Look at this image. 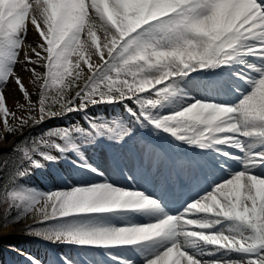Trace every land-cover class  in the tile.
Masks as SVG:
<instances>
[{"label": "snow or ice", "instance_id": "1", "mask_svg": "<svg viewBox=\"0 0 264 264\" xmlns=\"http://www.w3.org/2000/svg\"><path fill=\"white\" fill-rule=\"evenodd\" d=\"M17 67L30 74L38 101ZM223 68L238 82L237 102L190 96L193 73ZM13 84L27 116L7 103ZM99 105H119L124 115H89ZM74 112L87 127L49 129L0 159L8 176L0 226L30 214L45 225L33 235L99 251L110 264H137L129 252L140 264H264V0H0V142ZM138 129L213 153L222 175L174 214L155 196L103 178L83 155L77 167L102 179L46 192L21 182L69 151L100 139L122 145ZM61 264L77 261L66 255Z\"/></svg>", "mask_w": 264, "mask_h": 264}, {"label": "rangeland", "instance_id": "2", "mask_svg": "<svg viewBox=\"0 0 264 264\" xmlns=\"http://www.w3.org/2000/svg\"><path fill=\"white\" fill-rule=\"evenodd\" d=\"M37 70L44 71L43 69H40V68H38ZM16 71L21 75V77H23L26 73H28L24 71L22 67H17ZM196 76H197V73H193L192 79H195ZM26 85L33 92V96H32L33 102L38 101L39 95L37 94V89L33 87L32 85H28L27 83ZM185 86H186L187 92L191 93L190 96L196 99H203L202 97L197 96L195 93L191 92L187 88V85ZM11 88L13 89V92L9 93V88H7L6 91H7L8 98H10V96L12 97L11 99H13V102L16 108L17 103H24V98L22 96V93L18 90V88L14 84L11 86ZM228 88L231 91H234L232 83ZM52 91L54 93L55 89H53ZM18 96L21 97L20 100L18 99ZM236 98L237 97L229 100L227 103L237 102ZM49 99L50 101L54 100V96L52 94H49ZM216 101H219V100H216ZM220 102H225V101H220ZM54 107H58V106L54 105ZM15 110L25 116L28 115L27 112L21 113L17 108ZM123 112H124L123 108L120 107L119 105H99V106H95L92 109H90L89 115L102 116L104 118L111 120L113 118L123 117L124 115ZM52 122L53 123L43 122L41 124H37L31 127H26L22 135L21 134H17L16 136L8 135L5 141L0 142V159L13 156V153L11 152V146L13 144L22 145L24 141H31L32 139L40 138L41 136H44L48 132L49 129L67 126L73 123L79 124L83 127H87V125L84 123L83 113L74 112L70 115H66L64 118H57L56 121H52ZM0 128H2V124H0ZM135 136L136 137L141 136L143 138L144 144L151 143L152 146L146 145L148 149H146L144 153H141V154L138 153L135 157H129L127 162H125L121 157L119 159L120 161L122 160L121 163L123 162L125 166L127 167L130 173L128 175L131 176L133 179L135 178L136 186L134 187L142 190L141 188L138 187L139 179L141 180L142 178L148 179V177L150 178L155 174H158V175L160 174V177L163 176L166 178L167 177L170 178L169 173L171 174V169L175 167L174 157L176 158V152L178 148L180 149L183 144L176 142L170 135L166 133L153 132L150 129H142L141 132L137 130ZM155 138L162 140V145H159L160 149H157V144L159 143L155 141L156 140ZM117 146L119 147V145L113 144L112 142H109L107 140H103V139L97 140L96 143L86 145L85 148L82 149L81 153H75V155L71 153H67L66 156L62 157L57 162L47 164L42 169H37L29 177L25 178V180L21 182L25 185V187L35 189L36 191H40V192H46L50 189L60 188V186L61 187H65V186L71 187V185L74 183L89 181L87 180V177H91V175L95 176L94 178H90L91 182L98 181L102 178L96 176L90 171H86V170H83L77 167V162H79L78 157L83 155L86 159L88 158L89 163L96 166L97 164L93 161L94 159L92 158L93 153L95 152L97 153L98 151H100L101 156L105 159V161H107L104 150L110 149V152L112 154H116L115 148ZM205 157H206V160L212 163L215 160L214 159L215 156L214 155L212 156V154L209 156L206 155ZM66 160L67 161L71 160L74 163V165L71 166V165L65 164ZM200 162L201 161H198L196 163L200 164ZM100 167L101 168L99 167L98 168L104 173L103 178H106L120 186H126L125 184L116 182L119 180V174L117 170L115 171L112 167L107 168V169L105 166H100ZM204 172L206 173V175H208L209 172L210 173L212 172V174H215L218 171L214 169V170H207V172L205 170ZM207 177H209V175ZM7 178H8L7 173L0 174V183L6 182ZM178 178H179L178 181L180 183L185 181L184 176L181 173V171L178 174ZM62 180L65 181V183L59 186V183ZM172 181H173L172 179H168L167 182L166 181L164 182L167 184H170L172 183ZM0 195H2V193H0ZM196 195L197 194H195L194 196L189 195V194L186 195L184 197L185 200L175 205L173 209H171L170 207H167L164 203V200L157 197V195H153V196L157 197V199H159L161 203L163 202L162 205L165 211L175 213L177 210H180L183 207L186 201L191 200ZM0 225H3L2 207H0ZM44 226H45L44 224H40L39 222H37V219L32 217L30 214L28 216L22 217L14 225L0 226V238H2L0 239V262H2V264H28V262L22 256L12 253L11 251L12 248H18V249L26 251L27 253L35 256L42 262V264H61L62 257L66 255L71 256L74 260H76L77 264H110V261L108 260V258L99 251H94V252L93 251H82L81 249L73 247V246H66V245L48 242L44 240L42 237L35 236L32 234V231H31L32 228H42ZM40 247H43L44 252L42 251ZM133 254H136V253H132V252H129V254L124 253L126 257L132 258L134 260V257H137L138 255L137 254L133 255Z\"/></svg>", "mask_w": 264, "mask_h": 264}, {"label": "bare ground", "instance_id": "3", "mask_svg": "<svg viewBox=\"0 0 264 264\" xmlns=\"http://www.w3.org/2000/svg\"><path fill=\"white\" fill-rule=\"evenodd\" d=\"M29 2H31V1H29ZM32 39H34V36L30 33L29 37H28L29 42H31ZM29 77H30L29 73H26L23 76L24 81L28 85H31ZM220 79H221V81H220ZM224 81H229L230 84L232 83V85L234 83H238L235 80V78H232L231 76H227V77L222 76L221 78H219V75L217 72V73H212L209 75H201V74L197 73V76L195 77V79L190 78L188 81L185 82V85H187V88L191 92L195 93L197 96L202 97L203 99L211 98L212 100H219V101L228 102L229 100L237 97L236 99L238 101L239 97L237 96L235 91H231L228 88V86L224 85L223 84ZM209 84H215L216 87H214L210 90L208 88ZM185 88H186V86H185ZM224 91H225V93H224ZM11 92H13V89L11 87H9V93H11ZM226 93H228V94H226ZM189 94H191V93H189ZM11 98H12L11 96H10V98H8L7 103L12 107V110L16 111L15 110L16 109L15 104L13 102V99H11ZM18 99L20 100L21 97L18 96ZM17 114L20 115L19 112H17ZM155 141L162 144V140L156 139ZM146 145L152 146L151 143L150 144H148V143L144 144L143 139L140 136H137V137L135 136L134 138L129 139L125 144L119 145V147L117 146L115 148L116 154H112L110 152V149L104 150L105 151V157H106V160L108 162L105 161V159L101 156L100 151H98L97 153L96 152L93 153L92 158L94 159L93 161L97 165H99V166H97L95 164L99 168H101L100 166H105L106 169L114 167L117 170V166H118L119 169L117 171L119 174V172H124L127 169L125 164L123 162L121 163L122 160L121 161L119 160L120 157L125 162H127L129 157H135L138 153H140V154L144 153V151L146 149H148V147ZM181 149H184V145H182L180 149L178 148V150L176 152V158L174 160V162H175L174 166L176 168L173 167L171 169V174L169 173L170 178H168V177L166 178L163 176L160 177V174L159 175L155 174L150 178L148 177V179H145V178L144 179L142 178V180L139 179V183H138V187L141 188L142 191H145L146 193H150L153 195H157V197L164 200L165 205L167 207H170L171 209H173L175 207V205H177L178 203H181L182 201H184L185 200L184 197L186 195L189 194V195L194 196L198 192H201L202 189L206 188V186H208L209 183H211V181H212L211 179L214 180L217 178L218 175H222V173H220V172H217L215 174H212V172L211 173L209 172V174H208L209 177H207L208 175H206V173L204 171L206 170V172H207V169L209 167H212V166H209V167L206 166L204 163V159L203 160L200 159V161H201L200 164H197L191 156H188L187 154L184 155L183 151H180ZM116 159H118V160H116ZM87 162H88V158H87ZM232 165H233V167H238V165L235 162H233ZM175 169H177V170H175ZM180 171L183 174L184 180H185L184 182H181V183L178 181L179 180L178 174L180 173ZM94 177H95L94 175H91V177H87V180L91 181L90 178H94ZM168 179H172L173 180L172 183L167 184L164 182V181L167 182ZM119 180H120V182H119ZM119 180L116 182L121 183V184H125L126 186H129L131 184V182H129L127 179H125L124 177H121L120 174H119ZM132 182H133V185L136 186L135 178L132 180ZM64 183H65V181H63V180L60 181L59 186L61 184H64ZM162 204H163V202H162ZM148 218L149 217H146L144 215H139V216L134 217L135 220H137L138 222H141V223L146 222ZM37 222H38V220H37ZM40 248L44 252L43 247H40ZM133 255H136V254H133ZM134 260L137 262V264H140V257L139 256L134 257Z\"/></svg>", "mask_w": 264, "mask_h": 264}]
</instances>
